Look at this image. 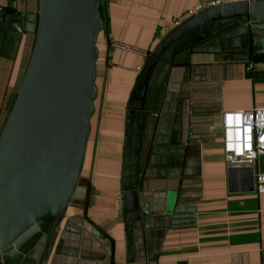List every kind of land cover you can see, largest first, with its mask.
<instances>
[{"label": "crops", "instance_id": "obj_1", "mask_svg": "<svg viewBox=\"0 0 264 264\" xmlns=\"http://www.w3.org/2000/svg\"><path fill=\"white\" fill-rule=\"evenodd\" d=\"M101 2L86 155L58 224L54 249L61 241V251L44 264H264V191L242 190L239 173L229 187L220 119L225 110L264 107V52L252 61L231 60L242 51L237 30L199 40L222 23L181 39L159 61L148 109L126 138L139 68L174 21L204 0ZM35 8L36 0H0V105L30 52ZM193 39L199 41L190 45ZM112 41L126 49L110 47ZM252 170L264 172V155ZM127 186L142 189L150 203L131 227L120 199ZM94 226L105 240L91 232ZM39 252L34 248L27 264Z\"/></svg>", "mask_w": 264, "mask_h": 264}, {"label": "water", "instance_id": "obj_2", "mask_svg": "<svg viewBox=\"0 0 264 264\" xmlns=\"http://www.w3.org/2000/svg\"><path fill=\"white\" fill-rule=\"evenodd\" d=\"M100 1L36 0L31 12V49L0 130V264H27L34 248H40L34 264H44L52 252L61 251V241L54 249L58 224L76 189L97 95L96 42L104 29ZM215 23L226 27L199 40L237 30L246 60L264 52V0L206 7L186 17L151 49L137 75L127 105L126 138L139 129V114L148 109L152 79L165 52ZM238 173L245 179L242 190L252 191L251 167L229 166V187ZM120 199L126 226L149 213L142 189L127 186ZM91 232L106 238L95 226Z\"/></svg>", "mask_w": 264, "mask_h": 264}, {"label": "built area", "instance_id": "obj_3", "mask_svg": "<svg viewBox=\"0 0 264 264\" xmlns=\"http://www.w3.org/2000/svg\"><path fill=\"white\" fill-rule=\"evenodd\" d=\"M251 0H204L183 15L182 19L211 6ZM181 19V20H182ZM174 21L173 26L180 23ZM169 30V28L167 29ZM110 47L126 49L112 41ZM249 67L252 65L249 63ZM140 69V68H139ZM222 151L228 167L231 165L251 167L260 155H264V107L247 110H225L221 113ZM253 190L264 191V172L253 173Z\"/></svg>", "mask_w": 264, "mask_h": 264}, {"label": "trees", "instance_id": "obj_4", "mask_svg": "<svg viewBox=\"0 0 264 264\" xmlns=\"http://www.w3.org/2000/svg\"><path fill=\"white\" fill-rule=\"evenodd\" d=\"M102 9H103V2L100 1V7H99V10H100V13H101V16H102ZM34 34V33H32ZM260 54H252L251 57H250V60H255L257 56H259ZM263 56V55H262ZM15 89V88H14ZM15 94V90L11 91V93L9 94V98L7 99V101L5 103H1L0 105V114H1V111L4 112V113H8V110H9V107H10V104L12 102V99H13V96ZM6 114L4 116V118H1L0 117V130H1V127H2V124L5 120V117H6ZM50 225V222L46 223L43 228L44 229H48Z\"/></svg>", "mask_w": 264, "mask_h": 264}, {"label": "rangeland", "instance_id": "obj_5", "mask_svg": "<svg viewBox=\"0 0 264 264\" xmlns=\"http://www.w3.org/2000/svg\"><path fill=\"white\" fill-rule=\"evenodd\" d=\"M208 29H209V27H207V31H208ZM231 58H232L231 60H234V61H244L245 60L244 55L242 53L233 54ZM140 69H139V71H140ZM85 155H86V151H85ZM86 159H87V156H86Z\"/></svg>", "mask_w": 264, "mask_h": 264}]
</instances>
